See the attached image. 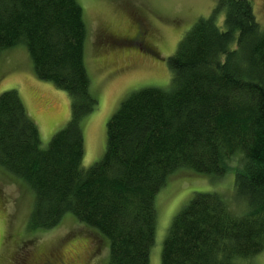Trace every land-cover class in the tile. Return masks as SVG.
<instances>
[{
  "label": "trees",
  "instance_id": "trees-1",
  "mask_svg": "<svg viewBox=\"0 0 264 264\" xmlns=\"http://www.w3.org/2000/svg\"><path fill=\"white\" fill-rule=\"evenodd\" d=\"M169 58V90L127 97L107 121L104 157L83 169L80 122L96 110L76 0H0V52L24 44L37 78L71 99V119L41 148L14 90L0 94V168L33 193L32 231L68 215L108 243L106 264H150L155 200L179 170L224 177L248 204L231 213L196 193L172 220L161 264H235L264 248V31L250 0H218ZM222 15V24L217 21Z\"/></svg>",
  "mask_w": 264,
  "mask_h": 264
},
{
  "label": "rangeland",
  "instance_id": "rangeland-1",
  "mask_svg": "<svg viewBox=\"0 0 264 264\" xmlns=\"http://www.w3.org/2000/svg\"><path fill=\"white\" fill-rule=\"evenodd\" d=\"M250 1L255 20L264 31V0ZM76 2L82 9L86 29L85 70L90 92L98 102L96 110L80 122L82 167L87 170L104 157L107 121L127 97L148 87L169 90L172 80L169 58L189 29L199 19L209 18L218 0ZM222 17L217 19L221 24ZM138 30L145 33L144 41H129ZM125 39L128 41L117 43ZM9 90L20 96L27 115L38 128L41 148H47L54 134L62 131L71 119V99L53 83L37 78L24 44L0 52V94ZM235 163L224 177L184 168L167 180L155 200L157 222L150 264H161L169 226L196 193L219 194L231 213L237 217L245 215L248 204L234 191ZM33 199L23 181L0 168V264H42L49 262V258L64 264H106L108 243L71 215L52 229L31 231ZM235 264H264V248Z\"/></svg>",
  "mask_w": 264,
  "mask_h": 264
},
{
  "label": "flooded vegetation",
  "instance_id": "flooded-vegetation-1",
  "mask_svg": "<svg viewBox=\"0 0 264 264\" xmlns=\"http://www.w3.org/2000/svg\"><path fill=\"white\" fill-rule=\"evenodd\" d=\"M135 38L132 39V40H129L131 42H139V41H144V39L146 38L145 36V33L144 32H141L140 30H138V32H136ZM127 39L125 40H120V41H117L118 44H121V43H124ZM128 41V40H127ZM130 42H128L127 44H129ZM136 47V45L134 46ZM139 47V46H138ZM140 50V49H139ZM47 261V260H46ZM42 264H64L62 261H55L54 259H51L49 258V262L47 261L46 263H42Z\"/></svg>",
  "mask_w": 264,
  "mask_h": 264
}]
</instances>
